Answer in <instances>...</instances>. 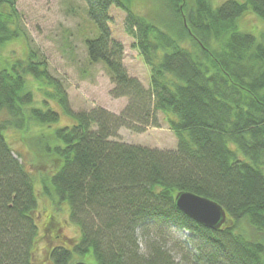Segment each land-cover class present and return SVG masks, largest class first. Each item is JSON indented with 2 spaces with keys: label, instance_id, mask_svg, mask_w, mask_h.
I'll return each mask as SVG.
<instances>
[{
  "label": "trees",
  "instance_id": "16d2710c",
  "mask_svg": "<svg viewBox=\"0 0 264 264\" xmlns=\"http://www.w3.org/2000/svg\"><path fill=\"white\" fill-rule=\"evenodd\" d=\"M132 1L85 0L98 30L86 40L88 58L111 74L113 96L128 99L120 116L105 109L73 113L67 92L33 49L0 70V264H33L38 241L36 178L6 132H26L30 121L52 126L61 117L34 105L30 79L74 119L47 137L54 145L29 143L52 166L38 179L43 194L67 205L81 232L71 248L51 250L52 264H70L75 255L95 264H264V36L258 40L238 24L250 11L264 21V0L218 7L210 0H158L172 16L168 23L138 15ZM112 7L127 13L126 31L150 68L148 90L124 65ZM22 36L16 1L0 0V49ZM158 112L177 137L176 150L112 140L121 128L159 127ZM179 192L220 204L225 225L210 230L182 213Z\"/></svg>",
  "mask_w": 264,
  "mask_h": 264
},
{
  "label": "rangeland",
  "instance_id": "374dc122",
  "mask_svg": "<svg viewBox=\"0 0 264 264\" xmlns=\"http://www.w3.org/2000/svg\"><path fill=\"white\" fill-rule=\"evenodd\" d=\"M21 16V27L24 36L13 40L0 49V70L15 60H26L30 49L37 51L48 65L51 76L57 80L67 92L70 109L73 113H90L96 109H105L120 116L128 106L126 97L115 98L112 91L115 84L112 76L102 63L92 64L88 58L86 40L98 35L96 24L89 18L85 0H15ZM213 7H218L228 0H210ZM243 2L244 0H236ZM132 9L149 21L159 20L168 23L171 14L160 5L158 0H133ZM110 24L113 36L125 47L124 65L130 76L137 78L148 90L150 89V68L144 63L139 51L133 47L135 43L126 31L127 13L112 7ZM241 31L254 35L258 40L264 36V21L254 12H248L239 21ZM34 92V105L40 108L47 106L61 113L56 124L41 125L30 121L26 132L10 128L6 137L14 152L27 170L36 178L35 185L39 198L37 212L38 241L33 264H52L50 252L57 247L71 248L79 239L81 232L69 218L67 205H60L43 194L39 184L41 173L52 168L48 158L40 159L30 150V138L37 145H54L55 140L47 139L59 128L71 126L74 119L63 114L58 104L49 99L46 86L30 79ZM159 127L135 125V129L121 128L114 141L130 145H139L159 150H176L178 140L170 129L164 114L158 112ZM42 134V135H41ZM32 145V144H31ZM177 238L182 235L176 233ZM171 251V245H168ZM179 259H176L178 261ZM85 262L95 264L94 259L75 255L70 264ZM179 262V261H178ZM183 264V263H180Z\"/></svg>",
  "mask_w": 264,
  "mask_h": 264
},
{
  "label": "water",
  "instance_id": "95a60500",
  "mask_svg": "<svg viewBox=\"0 0 264 264\" xmlns=\"http://www.w3.org/2000/svg\"><path fill=\"white\" fill-rule=\"evenodd\" d=\"M175 203L178 210L210 230H219L227 222L225 209L209 198L191 192H179L175 197Z\"/></svg>",
  "mask_w": 264,
  "mask_h": 264
}]
</instances>
